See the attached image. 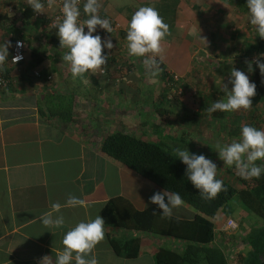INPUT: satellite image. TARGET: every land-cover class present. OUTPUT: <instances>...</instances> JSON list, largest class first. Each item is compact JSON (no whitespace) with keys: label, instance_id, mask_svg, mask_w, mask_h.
<instances>
[{"label":"crops","instance_id":"obj_1","mask_svg":"<svg viewBox=\"0 0 264 264\" xmlns=\"http://www.w3.org/2000/svg\"><path fill=\"white\" fill-rule=\"evenodd\" d=\"M6 1L12 6L6 7L8 14L0 10V44L5 41L11 44L16 38L22 40L24 62L15 66L6 61L0 67V70H9L7 79L10 82L0 87V264H38L45 255L55 257L52 249L62 248L64 234L78 222L94 219L97 214L101 216L108 201L112 213L122 211L126 202L136 210L147 206L159 210L149 203V199L162 190L102 153L99 144L105 135L113 131L132 135L145 133L163 145L166 138L171 144L175 139L184 142L183 135L188 130L185 127H162L168 133L166 137L158 131L162 116L158 106L162 100L160 86L156 84L154 89L152 83L138 77L143 66L138 57L123 55L127 50L129 24L122 13L125 4L99 0V11L104 18L111 26L117 24L119 28L113 25L110 34L99 28L97 35L102 41L111 39L114 47L111 52L106 48L103 50V54L109 57L102 73L88 72L73 79L70 65L63 60L68 49L61 48L60 44L50 47L47 43L52 27L47 25L45 18L54 13L55 5H45L44 16L33 14L24 18L20 13L28 5L27 0ZM135 1L138 5L143 2L150 5L153 0ZM83 3L84 0L82 11ZM175 14V22H178ZM242 16L248 18L247 28L250 30L249 12ZM172 36H166L167 40L162 41L163 53L158 59L163 67L167 60H171L169 55H176L179 51ZM179 54L183 61L180 69L186 70L191 54L189 51ZM125 60L128 65L124 64ZM33 70L50 74L51 79H38L32 75ZM149 85L151 89L145 90ZM68 88H78L79 91L73 94V90L70 94L73 98L71 119L65 121L48 115L45 111L47 92L64 94L69 93ZM262 125L264 131V122ZM191 133L192 136L196 133L206 135V131L200 128L191 130ZM207 140L195 138L192 141L191 137V147L187 150L192 154L200 147L197 155L203 154L215 163V159L206 153ZM69 194L83 199L85 205L62 209L63 228H45L39 219L41 215L51 210L53 202L65 204ZM223 212L219 209L210 219L212 238L205 246L218 248L227 264H242L250 248L245 234L252 225H261V222L251 218L246 225L242 224L243 228L236 226L233 230H222L223 221L230 218L227 214L223 216ZM236 212L241 213V210ZM194 214L195 211L184 203L173 210L172 217L192 219ZM242 217L238 215L239 220ZM235 223L238 225L237 221ZM104 228L105 239L94 250L98 264H154L153 254L158 248L178 253L189 243L173 236L107 223Z\"/></svg>","mask_w":264,"mask_h":264},{"label":"clouds","instance_id":"obj_2","mask_svg":"<svg viewBox=\"0 0 264 264\" xmlns=\"http://www.w3.org/2000/svg\"><path fill=\"white\" fill-rule=\"evenodd\" d=\"M27 3L34 12L43 13L45 5L41 0H27ZM54 3L55 0H47L49 7ZM100 7L99 0H84L83 13L87 18L81 21L79 0H62V18L57 17L58 23L53 26L58 29L60 47L68 49L63 60L70 65L73 79L83 77L88 72L102 73L109 57L103 54V50H111L114 47L111 39L102 41L99 35H93L97 26L109 34L113 31L110 21L100 17ZM246 7L249 23L264 40V0H246ZM169 35V25L154 7L142 6L131 16L126 33L128 54L143 58L142 63L149 76V83H157L155 78L161 72V60L158 57L163 53L162 41ZM23 46L22 42L17 41V48ZM10 47L11 44L7 41L0 44V67L8 61ZM22 59V55H16L11 62L16 64ZM245 63L246 72L231 69L227 83L222 85L226 98L215 100L206 109L207 112L251 109L252 98L256 95V84L250 81L249 74L254 71L255 65L261 77H264V53ZM229 84L231 90L228 88ZM216 149L219 159L228 166H234L237 175L242 179H259L264 173V166L257 164V161H264V131L245 124L240 130L239 139L225 145L217 144ZM174 154L186 166L185 176L203 199H214L225 190L223 180L217 179V165L211 159L203 154H190L187 149L180 148L174 149ZM149 203L157 206L162 217H171L173 210L183 206L184 201L179 193L163 190L155 192ZM84 205L83 199L69 194L65 204L53 202L51 210L44 212L39 218L40 222L45 228H63L65 217L62 209ZM152 214L156 215L157 212L154 210ZM104 225V219L98 214L94 219L78 222L64 234L61 240L62 248L52 249V252L55 251V257L45 255L40 258L38 264H98L94 250L105 239Z\"/></svg>","mask_w":264,"mask_h":264},{"label":"trees","instance_id":"obj_3","mask_svg":"<svg viewBox=\"0 0 264 264\" xmlns=\"http://www.w3.org/2000/svg\"><path fill=\"white\" fill-rule=\"evenodd\" d=\"M217 1L220 3V7H215L217 10L229 8L238 16L248 12L246 0ZM141 6H152L157 9L164 22L169 25L170 32L176 24H180L175 22V13L178 10L179 0H153L150 5L143 2L137 8ZM125 8L130 10V12L123 15L130 22L136 7L134 9ZM6 13L8 14L7 11ZM34 13L31 7L26 5L20 14L24 18H30ZM4 15L2 16L4 17ZM99 15L104 18L103 13L100 11ZM246 20L248 21V19ZM247 25L248 22L244 24L246 28ZM51 31L52 33L47 38V43L50 47H57L59 46V38L54 36V34L58 29L52 27L50 28ZM254 32L250 35L252 37L243 39L236 46V53L244 60L246 57L250 58L251 55L253 57L264 53V40L258 36L256 31ZM242 66H245L244 70L247 69L246 64H242ZM160 68L163 81L171 79V76L162 70V62L160 63ZM253 69L254 71L249 75V79L256 84V95L252 98L253 106L247 110L250 118L246 119L247 125L251 126L254 125L251 119L254 117L256 106H258L264 93V83H262L264 77H261L259 69L255 65H253ZM0 71L1 76L8 78V69ZM40 78L44 79V74L40 73L38 79ZM218 93L221 94L222 92L219 91ZM47 95L45 111L48 115L65 121L70 120L72 113L71 96L68 97V94L66 96L63 94L53 95L49 92H47ZM38 109L39 111L41 110L40 106H38ZM213 114L216 115V112ZM244 125L240 126L239 129ZM99 150L124 165L133 174L155 185L162 191L179 193L184 203L195 211L192 219H180L172 216L162 217L159 210L150 206L142 210H136L128 202L125 203V208L122 211L112 213L109 208L110 202L108 201L104 204L101 216L107 224L137 231H146L160 236H173L189 242L178 253L165 248H158L153 254L154 264H227L218 248L205 246V244L212 238L213 225L210 219L219 209L225 212V207H227L228 201L233 196L236 197L235 200L241 209L250 213L261 222V225H252L245 234L246 244L250 248L242 264H264V173L261 174L259 179L245 180L237 175L235 167L229 168L223 172L222 175L224 176L217 175V179L223 180L225 190L220 192L216 198L207 200L201 197L199 191L192 186L185 176L186 166L174 154V150L165 149L163 145L152 140L148 134L132 135L113 131L102 138ZM111 205L114 207V203H111ZM154 210L157 212L156 215L152 214Z\"/></svg>","mask_w":264,"mask_h":264},{"label":"rangeland","instance_id":"obj_4","mask_svg":"<svg viewBox=\"0 0 264 264\" xmlns=\"http://www.w3.org/2000/svg\"><path fill=\"white\" fill-rule=\"evenodd\" d=\"M110 1L112 3H123L127 8L134 9L136 7V10H138V3L135 0ZM219 4L217 0H179L177 10L179 21L177 23L180 24H176L171 31V35H173L172 40L175 42V46L178 47L177 50L179 51L176 55H169L171 60H167L165 67L162 69L167 75L171 76V79H167L164 82L162 73L160 72L158 77L155 78L157 83H152V88L155 86V89L157 87L156 84L160 86L158 87L159 95L162 99L161 102H158L159 110L162 113L158 128L160 134H164L165 137L168 136V133L163 129L167 126L170 129L172 127H185L188 130L183 135L184 142L175 139V143L171 144L170 142L168 143V138H166L163 144L165 149H170V151L176 148H180L181 150L188 149L191 147L189 145L191 143V137L192 141L195 138L208 139L206 146H204L208 149L206 153H208L210 158L215 159L218 168L217 175L224 176L222 175L223 172L229 168H234V166H228L219 159L218 153L216 152V145L229 144L232 140L239 139L241 130L239 127L247 124L246 119L250 118L249 112L243 109L233 112L216 111V115H214L213 113L207 112L206 109L215 100L226 98L222 85L223 83H227L231 69L235 68L246 72L247 69L244 70L243 68L245 66L243 67L242 64H246L245 61H251L257 56L252 57L251 55L250 58L246 57L244 60L236 53V46L243 39L252 37L250 35L255 29L252 25L249 27L250 30L246 28L244 26L248 22L246 17L242 15L236 16L229 8L217 10L215 7H220ZM10 5L12 6L9 1L2 0L0 1V10L4 13L6 12V7ZM125 7L122 8V13L128 14L130 10ZM113 25H115L114 28H119L117 24ZM166 40L165 38L164 41ZM173 41H170V44L173 45ZM185 51L186 53L189 51L191 58L187 69L183 70L184 68L180 69L183 61L180 60L181 55L179 53H184ZM124 52L123 55L128 57V50ZM138 60L142 63L143 58L138 57ZM136 61L137 59L134 60V62ZM128 63L126 61L124 64L128 65ZM145 70L143 65L141 71H138V77L142 76L146 81H149V76ZM71 81L74 82V80ZM142 88L143 86L139 91H142ZM228 88L231 90L230 84ZM146 89L150 90V85L145 86ZM73 90L75 91L73 94L79 92L78 88H72V90L68 88L69 93L67 94L68 97L71 96V99L73 98L70 94H72ZM219 91L222 93L219 94ZM67 94L65 92L63 95L66 96ZM254 113L251 122L254 123L253 126L258 130H262L261 126H263L262 124L264 122V95L258 103V106H256ZM199 128L204 129L206 135L203 137V134L196 133L192 136L191 130L195 131ZM210 141L214 142L210 143ZM199 149L200 147H198ZM198 150H195L192 154L197 155L200 152ZM257 163L264 166L263 161H257ZM221 164L222 168L220 167ZM235 199L236 197L233 196L228 201L227 207L229 208L225 207L226 211L221 214L223 216L226 214L229 215L230 218L238 222V225H236L238 228H243L242 224L246 225L251 218L255 219V217L243 211ZM236 205L238 206L236 207ZM237 210H241V213L237 214ZM245 213L247 216L244 215ZM238 215L243 216V219L239 220Z\"/></svg>","mask_w":264,"mask_h":264},{"label":"built area","instance_id":"obj_5","mask_svg":"<svg viewBox=\"0 0 264 264\" xmlns=\"http://www.w3.org/2000/svg\"><path fill=\"white\" fill-rule=\"evenodd\" d=\"M42 3H44V5H48L47 4V0H41ZM81 4H82V0H79V7L81 9ZM55 11L54 13H52L49 17H46L45 20L47 21V25H49L50 27H54L53 24L54 23H58L57 21V17H61L62 18V12H61V7H62V0H55ZM8 10V9H7ZM12 11V10H11ZM44 11L43 13H34V16H44ZM86 15L83 13L82 9H81V16H80V20L83 21L84 19H86ZM85 33L87 32V28L84 29ZM99 31V26H97L96 31L93 33V35H97V32ZM17 41L22 42V40L16 38L12 41L11 47L9 48V55H8V62L11 65H15V66H19L23 61H24V55H23V47L22 48H17L16 47V43ZM23 43V42H22ZM16 55H22L23 59L20 60L19 62H17L16 64L12 63V59L14 56ZM33 76L35 77H39L40 76V71L38 70H33L32 71ZM44 79L49 81L51 79L50 74H45L44 75ZM8 83V79L1 76L0 75V87H4L6 84ZM236 227V223L232 218H226L222 225L220 226V228L222 230H233Z\"/></svg>","mask_w":264,"mask_h":264}]
</instances>
